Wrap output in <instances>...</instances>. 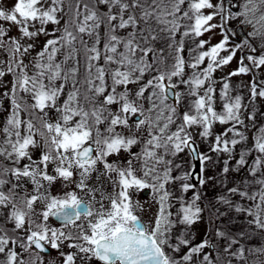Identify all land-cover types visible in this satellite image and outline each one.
Listing matches in <instances>:
<instances>
[{"label":"snow or ice","instance_id":"6c2138e0","mask_svg":"<svg viewBox=\"0 0 264 264\" xmlns=\"http://www.w3.org/2000/svg\"><path fill=\"white\" fill-rule=\"evenodd\" d=\"M0 264H264V0H0Z\"/></svg>","mask_w":264,"mask_h":264},{"label":"rangeland","instance_id":"374dc122","mask_svg":"<svg viewBox=\"0 0 264 264\" xmlns=\"http://www.w3.org/2000/svg\"><path fill=\"white\" fill-rule=\"evenodd\" d=\"M9 2H11V0H9Z\"/></svg>","mask_w":264,"mask_h":264}]
</instances>
